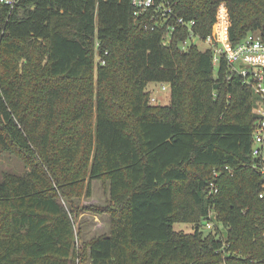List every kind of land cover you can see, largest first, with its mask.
<instances>
[{
  "label": "trees",
  "instance_id": "1",
  "mask_svg": "<svg viewBox=\"0 0 264 264\" xmlns=\"http://www.w3.org/2000/svg\"><path fill=\"white\" fill-rule=\"evenodd\" d=\"M156 1L201 39L264 35V0ZM134 12L132 0H0V153L28 165L0 177V264H70L55 185L70 196L85 180L108 182L92 209L112 222L88 242V264H264L252 87L225 59L215 74L211 49H183L186 26L165 44L167 27ZM152 82L170 85V104L151 101ZM212 209L222 227L207 230ZM224 235L244 257L218 251Z\"/></svg>",
  "mask_w": 264,
  "mask_h": 264
},
{
  "label": "built area",
  "instance_id": "2",
  "mask_svg": "<svg viewBox=\"0 0 264 264\" xmlns=\"http://www.w3.org/2000/svg\"><path fill=\"white\" fill-rule=\"evenodd\" d=\"M14 6L16 0H2ZM132 5L135 8L134 14L138 17L147 18L145 23L146 28L155 29L158 26L167 27L164 35V43L169 44L171 34L175 28L186 26L188 28V37L181 42L183 49H186L193 43H204L205 49H211L213 54V64L217 67L220 62L225 59L230 66V75L236 74L240 76L244 83L252 87L256 97V102L253 107V112L256 115V122L253 130L252 156L255 159L254 166L259 170L263 177L260 198L264 200V35L258 31H253L247 34L240 42L233 45L229 38L221 35L220 31L215 30L213 34L201 39L199 34L193 29L196 24L195 20L187 21L183 17H178L173 14L172 4L169 1L156 0H132ZM220 19V17H219ZM174 20V21H173ZM222 21V19H220ZM107 51H105V54ZM97 61L105 64V59L97 56ZM163 90L170 88L168 83H160ZM156 97L152 96L151 101L156 102ZM214 175H219L217 170ZM218 192V188L210 190V193ZM221 224L217 221L216 212L212 209L208 217L203 221V226L207 230L215 229ZM222 227V226H221ZM225 231V230H224ZM230 246L226 235L222 240L218 251H223L225 254H235L244 257V254L238 250H229Z\"/></svg>",
  "mask_w": 264,
  "mask_h": 264
},
{
  "label": "rangeland",
  "instance_id": "3",
  "mask_svg": "<svg viewBox=\"0 0 264 264\" xmlns=\"http://www.w3.org/2000/svg\"><path fill=\"white\" fill-rule=\"evenodd\" d=\"M198 46L200 49H205V44L202 42L198 43ZM97 54L98 51L96 52V61ZM96 71L97 70H95V73ZM217 71L218 67L214 65L215 74ZM146 89L149 91L150 96L156 97L157 100L154 104H170V88L163 90L160 83L152 82L147 85ZM26 170H28V165L22 158L11 153H0V177H2L3 173L6 171L22 174ZM86 183L85 180V185ZM85 185L81 193H71L70 196L61 193V188L55 185L57 196L68 211L71 222L73 223V253L70 264H88V242L94 237L108 235L112 227L111 216L108 213L98 214L92 209L97 206H104L108 203L110 198L108 182L103 180H91L90 190H88ZM67 193L69 192L67 191ZM174 228L176 230L191 232L193 230V225L186 222H176L174 223ZM81 250H84V255L79 256V254L81 255Z\"/></svg>",
  "mask_w": 264,
  "mask_h": 264
}]
</instances>
